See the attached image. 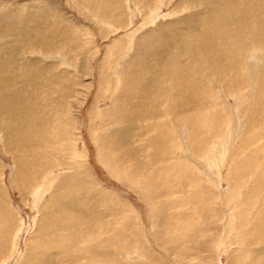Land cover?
<instances>
[{"label":"rangeland","instance_id":"374dc122","mask_svg":"<svg viewBox=\"0 0 264 264\" xmlns=\"http://www.w3.org/2000/svg\"><path fill=\"white\" fill-rule=\"evenodd\" d=\"M202 1L0 0V264H264V0L200 28Z\"/></svg>","mask_w":264,"mask_h":264},{"label":"bare ground","instance_id":"6f19581e","mask_svg":"<svg viewBox=\"0 0 264 264\" xmlns=\"http://www.w3.org/2000/svg\"><path fill=\"white\" fill-rule=\"evenodd\" d=\"M220 2H222L221 0H219ZM218 1V2H219ZM230 2V4H229V6L227 5V9H228V12H226V14L227 15H231L232 14V12L234 13V12H237V11H241V8H243L244 6H245V0H243L242 2L241 1H237V3L233 0V1H231V0H229ZM217 1L215 2L214 0H203L202 1V9H203V12H204V10H205V14H206V16H204V17H201V18H199V17H197V20H199L201 23L199 24V25H196V26H198V27H200V28H206V27H208V26H212V27H215L216 25H220V19L218 18L219 16L217 15V14H215L214 12L213 13H210L209 12V9H211L212 7H216V3H218ZM220 4H222V3H220ZM101 6V5H100ZM190 6V5H189ZM218 6V5H217ZM211 7V8H210ZM225 7H226V5H225ZM146 8V7H145ZM217 8V7H216ZM218 8H219V6H218ZM221 8V7H220ZM223 8V7H222ZM224 9V8H223ZM226 9V8H225ZM224 9V10H225ZM212 10H214V9H212ZM216 10V9H215ZM225 12V11H224ZM217 13H218V11H217ZM220 13V12H219ZM221 14V13H220ZM223 18H225L224 16H223ZM226 22H228V20L226 21ZM181 23H184V22H181ZM176 26H177V24H176ZM186 27H188V25L186 24L185 25ZM167 28V27H166ZM172 28V26H170L169 25V27H168V29H171ZM178 29V28H177ZM162 31H164L165 32V30L164 29H162ZM260 33H262L263 34V37H264V18H263V21L262 22H260V25H259V28H258V30L255 32V34L253 35V37H251V41H258V40H260L261 39V37H258V35L260 34ZM207 38L208 37H206L205 36V38H204V40H207ZM263 46H264V44H263ZM203 50H205V49H202V51ZM260 51V50H259ZM181 52V51H180ZM206 52V51H205ZM263 53V52H262ZM217 56H219V55H217ZM216 56V57H217ZM8 57V56H7ZM220 57H222V55H220ZM210 58V57H209ZM224 58H225V55L223 56V60L221 61V62H223L224 61ZM220 62V61H219ZM219 62H217L216 64H218L219 66H221V67H219V68H216L215 70L216 71H219L220 72V81L221 82H223L226 78H227V76L229 75V74H231L232 75V71L234 70V66L233 65H229V63L227 64H225V63H219ZM225 62V61H224ZM8 66H10V65H8ZM6 67V66H5ZM7 68V67H6ZM225 71H228V72H230L229 74H225V76H226V78L224 79V74H223V72H225ZM19 73V72H18ZM15 75H17V74H15ZM15 78V77H14ZM167 78V77H166ZM169 78V77H168ZM9 80H11V77L10 78H7L6 80H5V82L6 81H9ZM151 80H152V78H151ZM245 80V79H244ZM153 81H155V80H153ZM169 81H171V80H169ZM226 81V80H225ZM146 82V81H145ZM144 82V83H145ZM156 82V81H155ZM146 83H149V82H146ZM158 84V83H157ZM152 85V84H151ZM231 85V84H230ZM138 86V85H137ZM140 86L142 87V84H140ZM156 86V85H155ZM140 87V88H141ZM148 87V86H147ZM157 87V86H156ZM137 88H139V87H137ZM171 88H174V87H171ZM157 89V88H156ZM38 90H40L39 88H38ZM142 90H143V92H145L146 93V89H145V85H144V87H142ZM148 90H149V88H148ZM166 89H162V91H165ZM30 92V91H29ZM23 93V92H22ZM142 93V92H141ZM2 95H3V93H2ZM26 95V94H25ZM24 96V95H23ZM144 96H145V94H144ZM201 96H203V93L201 92ZM1 97V96H0ZM17 97V98H16ZM155 97V96H154ZM200 96H198L197 97V99L199 98ZM22 97H20L19 95L18 96H15V98L14 99H12V100H15L16 99V101H18L19 99H21ZM152 98V97H151ZM154 99V98H153ZM48 101V100H47ZM3 102V99H1L0 100V103H2ZM239 102V101H238ZM28 103V105H26L30 110H32V108H34V110L32 111V112H24V115H23V118H22V120L21 119H18V118H16V117H14V118H11V123H12V126H10L11 128H12V131L14 132V133H18V132H21V133H24V134H26V135H28V137H29V141L31 142V140L33 139V137L34 136H36V135H38L39 136V133H40V131H38L39 129L40 130H43L42 128H40V127H43V126H40V127H37V123L39 122V123H41L42 122V119L43 118H41V116H39V113H42V115L43 116H47L48 115V111H46V110H44V108L45 107H43V108H41V106L40 105H36V103H32V100H30V101H28L27 102ZM43 105H46V104H43ZM7 106H9L8 104H6V107ZM39 106H40V109H39ZM51 107V106H50ZM57 108V107H56ZM182 108V107H181ZM38 109L39 110H41V111H38ZM44 110V111H43ZM55 110V109H54ZM4 111V109L2 108V107H0V112H3ZM38 111V112H37ZM14 112V109L13 110H7L5 113H9V114H12ZM56 112V111H55ZM173 113L174 114H179L180 113V110L178 109V110H173ZM53 115V114H52ZM20 116V115H19ZM19 116H17V117H19ZM57 116V115H56ZM193 119H194V121H192V123H191V127H189L193 132H192V135H194V136H190V138H191V140L193 141L192 143L194 144H197V145H195V147H199L201 144V142H202V144L204 145V150H205V144L203 143L204 142V139L206 138V136L211 132V131H209V130H213V129H215V127H214V123H213V120H214V115H205V116H198V115H196V114H194V117H193ZM20 121V122H19ZM43 121H45V120H43ZM46 122V121H45ZM15 124V125H14ZM207 128V130H205V129H203V128ZM206 131H209V133L208 132H206ZM45 133H47V132H45ZM44 132H42V135H46ZM160 137V135H159V133H157V138H159ZM198 139H200V140H198ZM196 141V142H195ZM198 141V142H197ZM158 146L160 145L159 144V142H155ZM224 143V142H223ZM199 145V146H198ZM194 149H196V148H194ZM207 149H208V147H207ZM34 151H36V152H34ZM45 151V150H44ZM28 153V152H27ZM53 153V152H52ZM162 153V152H161ZM45 155V154H44ZM44 155H43V153L42 152H40V151H38V150H33L32 151V153H31V157H29V159H30V161L31 162H28L27 164H29V165H32V166H34L36 169H38V170H40L41 168V163L40 162H42V159H44L43 157H44ZM173 155H174V153H173ZM117 158V157H116ZM109 161H111V162H114V161H112V160H108V159H106V160H104V164H110V162ZM50 162V161H49ZM211 162V161H210ZM115 163V165H114V167L116 166H118V162L116 163V162H114ZM114 163H112V164H110V165H112V167H113V164ZM24 164H25V162L24 163H22V162H19V165H21V166H24ZM42 164H43V162H42ZM212 164H213V162H212ZM108 167V169H112V167H110L109 168V166H107ZM113 167V168H114ZM116 167H115V169H116ZM118 168V171H119V166L117 167ZM114 169V170H115ZM117 170V169H116ZM115 170V171H116ZM48 171V170H47ZM131 171V170H130ZM49 172V171H48ZM126 172H128V171H126ZM40 173H42V171L40 172ZM117 174V173H116ZM130 174H132V173H130ZM40 175V174H39ZM126 175V174H125ZM128 175V174H127ZM176 176V175H175ZM195 179V178H194ZM30 181V180H29ZM128 181V180H127ZM31 182V181H30ZM38 184V183H37ZM35 186H37L36 185V183H35V185H32V188L33 187H35ZM178 200V199H177ZM86 203V202H85ZM84 202L83 203H80L79 204V208L81 207V205L82 206H84V204H85ZM93 203V202H92ZM96 203V202H95ZM83 210H84V214H85V212H88L87 210H85L84 208H83ZM62 211H64V210H62ZM91 212H93L92 213V215L94 216L97 212H94V211H91ZM91 212H89V213H91ZM2 212H0V217L2 216ZM92 215H90L91 217H92ZM98 216V215H97ZM101 216V215H100ZM5 218V217H4ZM99 218V217H98ZM1 219H2V217H1ZM180 219V218H179ZM177 220V219H176ZM181 220V219H180ZM59 222V221H58ZM1 223V222H0ZM5 223V225H6V222H4ZM60 224H59V226L61 227V222H59ZM183 223V222H182ZM51 224H52V222H51ZM50 224V225H51ZM49 225V226H50ZM0 227L2 228L3 227V224L2 225H0ZM86 227V226H85ZM181 227V226H180ZM1 228H0V234L1 235H3V233H7V231H5V232H3V231H1ZM6 228V227H5ZM3 229V228H2ZM57 229H59V228H56V227H52V230H57ZM81 230V229H80ZM80 230H78V232L80 233ZM86 230V229H85ZM100 230V229H99ZM74 231V230H73ZM3 232V233H2ZM67 232L69 233V235L70 236H65V234L63 233L62 234V236L63 237H66V238H68L69 239V241H71V247L73 248V247H76V244L78 245V246H81L82 248H83V250L85 251V254H89L90 252L91 253H94V255H96L95 253H97L96 251H95V249H94V247L95 246H93V247H91L92 245V241H94L95 239H97L96 241H101V240H99V235L101 234L99 231H96L94 234H93V232H92V230H89V233H88V235H86L85 233H84V235L82 236L83 238H81V239H79L80 237V235L78 236V235H76V234H74L73 236H71V232H70V229L68 228V230H67ZM68 233L66 234V235H68ZM176 235V234H175ZM5 237V236H4ZM77 240H80V241H77ZM92 240V241H91ZM179 241V240H178ZM0 242H1V239H0ZM15 242V241H14ZM89 243H90V245H89ZM0 244H2V243H0ZM7 244V243H6ZM98 245V244H97ZM4 246V245H3ZM100 250V249H99ZM94 260H96V262H98V260L97 259H99L98 258V256H94V257H92ZM91 258V259H92ZM93 260V261H94Z\"/></svg>","mask_w":264,"mask_h":264}]
</instances>
